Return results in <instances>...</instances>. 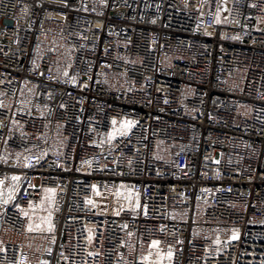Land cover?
<instances>
[{
    "label": "built area",
    "instance_id": "1",
    "mask_svg": "<svg viewBox=\"0 0 264 264\" xmlns=\"http://www.w3.org/2000/svg\"><path fill=\"white\" fill-rule=\"evenodd\" d=\"M0 104V264H264V0H0Z\"/></svg>",
    "mask_w": 264,
    "mask_h": 264
},
{
    "label": "snow or ice",
    "instance_id": "2",
    "mask_svg": "<svg viewBox=\"0 0 264 264\" xmlns=\"http://www.w3.org/2000/svg\"><path fill=\"white\" fill-rule=\"evenodd\" d=\"M226 10V9H225ZM216 23H220V19H219V8L217 9V19H216ZM65 75H67V73H65ZM74 79V78H73ZM0 107H3L2 104H0ZM117 120L115 118L112 119L111 124H112V130L107 134V140L109 142L115 140L117 138V136L123 137L128 135L131 132V129L136 125V123H138L137 121H131V120H124L120 122V126L117 127ZM0 159H3L2 157H0ZM27 159V158H26ZM86 163H90V162H86ZM27 166V165H26ZM11 179L13 181H19L20 177L18 176H13L11 177ZM4 184V180H0V186H2ZM95 185H93V188L95 189ZM45 192L47 193H52L54 195L55 193V189H45ZM117 195L119 196L120 193H117ZM129 198H131V193L129 194ZM86 203L88 204H93L92 200H87ZM41 204H43V201H41ZM94 206V204H93ZM136 208H140V203H139V195H136ZM119 214V213H117ZM146 214V213H145ZM25 215H27V213H25ZM125 227H127L125 225ZM32 228L31 226H29V231H31ZM49 231L53 230V226L51 224H49ZM89 239H91V236L89 237ZM232 239H238V235L234 232ZM217 244L220 243L219 239H217L216 241ZM160 244V241L158 240H154L152 241V247H156ZM151 255V253L149 254ZM173 253L171 251V249H169L167 256L170 259L172 257ZM149 258L148 257H143V260L147 261Z\"/></svg>",
    "mask_w": 264,
    "mask_h": 264
}]
</instances>
